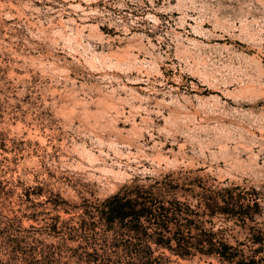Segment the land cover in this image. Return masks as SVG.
I'll list each match as a JSON object with an SVG mask.
<instances>
[{
  "label": "rangeland",
  "instance_id": "obj_1",
  "mask_svg": "<svg viewBox=\"0 0 264 264\" xmlns=\"http://www.w3.org/2000/svg\"><path fill=\"white\" fill-rule=\"evenodd\" d=\"M168 173L255 188L197 220L264 264V0H0V264H125L85 210Z\"/></svg>",
  "mask_w": 264,
  "mask_h": 264
},
{
  "label": "trees",
  "instance_id": "obj_2",
  "mask_svg": "<svg viewBox=\"0 0 264 264\" xmlns=\"http://www.w3.org/2000/svg\"><path fill=\"white\" fill-rule=\"evenodd\" d=\"M178 180L168 173L164 181L154 184H142L137 178L122 184L85 210L89 218L85 221L87 230L95 231L101 224L107 246L122 254L128 260L125 264H170V256L183 261L198 257L215 259L220 264H258L255 258H243L235 246L219 240L213 228H205L197 220L201 214L208 216L212 224L219 214L244 222L251 220L262 207L254 197L258 191L254 188L249 192L237 184L206 188L202 178L184 184ZM196 188L202 191V201L193 205L181 200L193 196ZM246 199L250 202L241 203ZM58 223L54 231L59 229ZM254 242L263 244V239L256 237ZM99 258L96 251L90 253L89 261L96 263Z\"/></svg>",
  "mask_w": 264,
  "mask_h": 264
}]
</instances>
